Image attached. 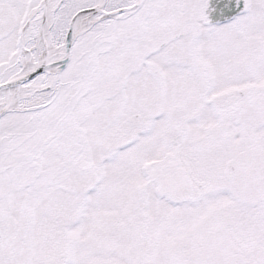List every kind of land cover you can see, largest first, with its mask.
I'll return each instance as SVG.
<instances>
[{
	"label": "snow or ice",
	"instance_id": "snow-or-ice-1",
	"mask_svg": "<svg viewBox=\"0 0 264 264\" xmlns=\"http://www.w3.org/2000/svg\"><path fill=\"white\" fill-rule=\"evenodd\" d=\"M0 264H264V0H0Z\"/></svg>",
	"mask_w": 264,
	"mask_h": 264
}]
</instances>
